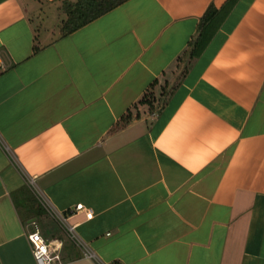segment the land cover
I'll use <instances>...</instances> for the list:
<instances>
[{"label":"crops","instance_id":"crops-1","mask_svg":"<svg viewBox=\"0 0 264 264\" xmlns=\"http://www.w3.org/2000/svg\"><path fill=\"white\" fill-rule=\"evenodd\" d=\"M75 1L0 0V264H35L32 223L98 264L54 211L104 263L264 264V0L193 58L226 0H127L61 36Z\"/></svg>","mask_w":264,"mask_h":264},{"label":"trees","instance_id":"trees-1","mask_svg":"<svg viewBox=\"0 0 264 264\" xmlns=\"http://www.w3.org/2000/svg\"><path fill=\"white\" fill-rule=\"evenodd\" d=\"M125 1L127 0H76L65 3V18L60 23V35L64 36L79 29ZM236 1L226 0L220 8L214 5L207 8L199 21L196 37L190 43V58L198 56L204 50ZM148 94L149 92L140 102L151 106L152 103L146 99Z\"/></svg>","mask_w":264,"mask_h":264},{"label":"built area","instance_id":"built-area-1","mask_svg":"<svg viewBox=\"0 0 264 264\" xmlns=\"http://www.w3.org/2000/svg\"><path fill=\"white\" fill-rule=\"evenodd\" d=\"M76 210H84L86 219H90L93 215L90 209H85L82 204L75 206ZM56 219L64 227L67 237L80 248L82 256L86 259L94 260L98 264H121L118 262L104 263L100 261L96 255L87 247V245L79 238L76 233L75 225L67 222L64 214L54 211ZM32 231L28 234L32 256L35 264H70L65 261L61 255L62 240L47 239L41 235L35 223H32Z\"/></svg>","mask_w":264,"mask_h":264},{"label":"rangeland","instance_id":"rangeland-1","mask_svg":"<svg viewBox=\"0 0 264 264\" xmlns=\"http://www.w3.org/2000/svg\"><path fill=\"white\" fill-rule=\"evenodd\" d=\"M154 90L155 89L152 88V90L149 91V94L146 98L148 101H150L152 103L151 106L148 105L149 106L148 110L150 112L158 109V107L160 106V103L163 101V98L165 96L163 93H158L157 91H154ZM162 90H164V87L162 88ZM155 102H156V104L154 106L153 103H155ZM27 201H28L29 205H32L33 207L35 206V203H36L35 199L29 194H27ZM19 208H20V212H21L22 216L26 217L27 213L24 211V209L21 206Z\"/></svg>","mask_w":264,"mask_h":264}]
</instances>
